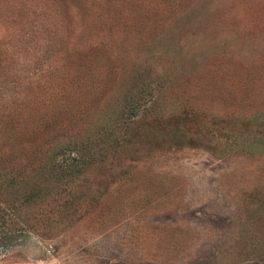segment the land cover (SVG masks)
Masks as SVG:
<instances>
[{
    "label": "rangeland",
    "instance_id": "374dc122",
    "mask_svg": "<svg viewBox=\"0 0 264 264\" xmlns=\"http://www.w3.org/2000/svg\"><path fill=\"white\" fill-rule=\"evenodd\" d=\"M0 204V264H264V0H0Z\"/></svg>",
    "mask_w": 264,
    "mask_h": 264
},
{
    "label": "trees",
    "instance_id": "16d2710c",
    "mask_svg": "<svg viewBox=\"0 0 264 264\" xmlns=\"http://www.w3.org/2000/svg\"><path fill=\"white\" fill-rule=\"evenodd\" d=\"M45 170L46 171L49 170L48 167H46V166L44 167L42 174L45 172ZM10 218H11V216H10L9 207L6 206L5 204L4 205L0 204V237L3 233L6 232V228H8V227L5 226V223L8 222V224H9V220H11Z\"/></svg>",
    "mask_w": 264,
    "mask_h": 264
}]
</instances>
